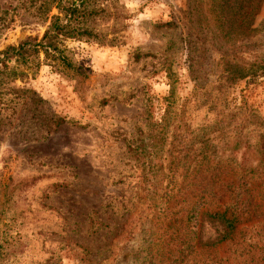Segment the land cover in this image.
I'll list each match as a JSON object with an SVG mask.
<instances>
[{
  "label": "rangeland",
  "instance_id": "rangeland-1",
  "mask_svg": "<svg viewBox=\"0 0 264 264\" xmlns=\"http://www.w3.org/2000/svg\"><path fill=\"white\" fill-rule=\"evenodd\" d=\"M85 1V25L107 27L112 42L60 36L69 66L39 53L2 87L33 92L0 95V264H264V159L248 173L264 156V72L231 83V0ZM38 3L0 0V49L41 37ZM257 5L256 29L234 45L249 63L264 58ZM168 91L171 119L157 131ZM206 137L231 155V181L245 169L256 207L222 241V225L202 216L188 253L152 204Z\"/></svg>",
  "mask_w": 264,
  "mask_h": 264
},
{
  "label": "trees",
  "instance_id": "trees-1",
  "mask_svg": "<svg viewBox=\"0 0 264 264\" xmlns=\"http://www.w3.org/2000/svg\"><path fill=\"white\" fill-rule=\"evenodd\" d=\"M257 3L259 4V0H231V83L245 77L254 78L264 72V58L255 54L253 62H245L241 57L243 50L237 51V46H234L238 41L246 42L249 36L247 33L256 29L251 26L253 15L257 11ZM52 7L56 13H50ZM36 12L42 21H49L41 37L25 38L15 45L8 44L0 49V95L11 91L16 96L22 94L23 98L33 92L28 88L14 85L5 90H2V87L15 79L21 80L26 77V72L17 69L16 66L33 58L36 60L34 66H37L39 53H42L44 60L57 59L59 63L69 66V61L57 45L60 36L92 37L103 43H110L115 38L114 35L106 37L107 27L104 30L93 31L92 27L85 25L82 18L94 12V9H87L85 0H39ZM170 95L168 91L162 98L164 110L159 120L154 123L159 127L157 131H164L171 119L168 113ZM6 101L10 102L11 99ZM7 102L3 103L15 110V107ZM263 136L264 133L259 136L262 142ZM194 140L181 154L180 161L183 162L185 174L178 181L170 177L165 182L162 193L154 197L152 204L153 207H157L159 213L169 215L173 243L175 247L180 243L188 253L196 252L197 244L200 243L198 222L202 216H207L222 225L223 231L217 240L222 241L231 237V232L236 231L239 225L251 218L256 207L251 202L254 190L243 179L242 171L245 169H242V166L238 167V171L241 172L231 181V155L220 157L215 153V149L209 151L207 137L203 141L198 139L195 143ZM263 159L264 156L257 157L255 166L249 168L248 173L254 174ZM176 162H172L175 168ZM159 172L160 166L157 165L154 173Z\"/></svg>",
  "mask_w": 264,
  "mask_h": 264
}]
</instances>
